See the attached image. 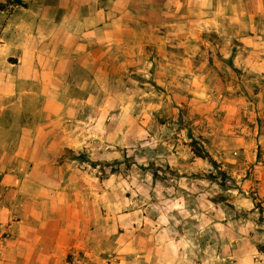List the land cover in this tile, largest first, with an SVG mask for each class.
<instances>
[{
    "label": "rangeland",
    "instance_id": "obj_1",
    "mask_svg": "<svg viewBox=\"0 0 264 264\" xmlns=\"http://www.w3.org/2000/svg\"><path fill=\"white\" fill-rule=\"evenodd\" d=\"M22 1L0 0V264H264V0H83L90 29L60 34ZM19 58L45 89L12 93Z\"/></svg>",
    "mask_w": 264,
    "mask_h": 264
},
{
    "label": "crops",
    "instance_id": "obj_2",
    "mask_svg": "<svg viewBox=\"0 0 264 264\" xmlns=\"http://www.w3.org/2000/svg\"><path fill=\"white\" fill-rule=\"evenodd\" d=\"M31 1V0H29ZM36 3L38 2V4H35L33 2V4L31 5V9H30V13H31V17H32V25L31 27L34 28L35 30L38 29L39 26H41V22L43 19V23H45L46 25H48V31L50 32V20H52V30L54 33H62V32H67L70 30V28L72 29V31L75 32H85L87 30L90 29V27L87 28L86 23L84 22V15L86 13V7H83L82 5H84L83 0H58V5H55V8L53 10V12H58L60 10H62V17L60 20L57 19V17H55V19H52L50 17V11L48 13L47 16H45L44 14V7L43 5H41L42 0H34ZM40 2V3H39ZM60 2V3H59ZM58 10V11H57ZM90 16H94V14H90ZM88 21H91L90 19H86V22L88 23ZM71 25V27H68V23ZM27 27H29L27 24L25 26H23L24 29H27ZM22 28V26H21ZM18 42V41H17ZM7 45L9 46H16L15 43H12L11 41L7 42ZM14 46V47H15ZM28 64H38V61L36 58H32L30 60H27ZM24 62L23 59L19 58L18 62L13 63L14 68L11 69L14 72H18L19 76H15L14 77V86L15 88L13 89L12 93H14L15 95H17V89H21V94L23 95V90H25V92L27 93L28 90H34V89H39V90H43L45 89L44 86L42 88H40L39 86L36 87L35 85V75L34 77H32L33 75L28 76V74L31 73V70L26 69L24 67ZM48 63H50V60H48ZM42 76V75H41ZM46 79H44V81L48 80V87L47 89H50V74H46L45 76ZM28 176V175H26ZM27 178V177H26ZM29 178V176H28ZM19 186H18V192L24 194V196L26 195H30V197H33L34 195H41L42 194V190H41V185L40 183H34L30 180V179H24L22 181H19ZM26 203L23 204L22 206V210L21 212V216L20 218H18L15 221V234L13 235V238H15V240H18L21 245H26L29 244V241H33V237L34 234L37 231V228L35 227V219L36 216L34 213H29V209H28V202L29 201H25ZM1 203V202H0ZM33 210V208L31 207L30 210ZM2 210L0 208V218L2 215ZM35 218V219H34ZM5 225L2 224L1 220H0V232L1 230H4ZM31 245V247L33 248V243L27 245V247L29 248V246ZM55 247H57L58 245H54ZM2 248H4L3 243H0V260L5 259V255L7 254V252L5 250H3ZM33 250L30 251V254L28 255L29 258H31ZM23 253V252H22ZM25 255V254H22ZM17 260H21L24 264H31L30 259H25L23 257H16ZM19 260V261H20ZM20 261V262H21Z\"/></svg>",
    "mask_w": 264,
    "mask_h": 264
},
{
    "label": "trees",
    "instance_id": "obj_3",
    "mask_svg": "<svg viewBox=\"0 0 264 264\" xmlns=\"http://www.w3.org/2000/svg\"><path fill=\"white\" fill-rule=\"evenodd\" d=\"M14 3L16 5H19V6H22V7H26V4L22 0H14ZM197 155L201 156V152L197 151Z\"/></svg>",
    "mask_w": 264,
    "mask_h": 264
}]
</instances>
